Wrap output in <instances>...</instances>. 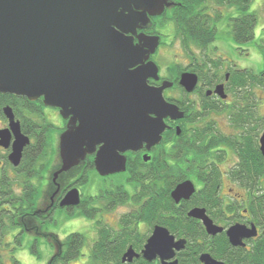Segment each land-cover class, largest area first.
<instances>
[{"label": "flooded vegetation", "instance_id": "obj_1", "mask_svg": "<svg viewBox=\"0 0 264 264\" xmlns=\"http://www.w3.org/2000/svg\"><path fill=\"white\" fill-rule=\"evenodd\" d=\"M169 1L173 5L165 12L176 6L175 0ZM181 2L177 0V30L172 40L165 41L158 30L156 17L165 12L138 30L161 36L159 47L149 58L159 68L158 79L150 78L148 84L160 88L164 82L170 83L163 95L177 112L174 118H164L166 127L159 143L151 148L144 143L138 150L124 153L125 172L100 175L94 153L78 166L76 174L63 177L64 172L54 180L61 157L59 145L51 143V132L31 128L13 106L0 105V264H36L30 253L46 248L53 253L38 264H99L91 251L105 229L100 224L109 229L110 243L116 242L118 235L133 234L126 251L133 248L136 255L126 262L122 256L125 264H164L160 256L148 260L142 253L156 226L167 228L177 243L174 257L167 262L205 264L202 255L208 254L218 264H264V67L257 70L240 57L249 53L244 44L256 38L258 13L251 10L253 0L248 7L245 1L235 0L202 3L207 17L201 20L215 31L207 39L203 28L190 35L183 32L178 18ZM246 15L251 16L248 27ZM226 17L235 47L220 35L224 27L220 30V23ZM237 28L239 33H235ZM261 32L258 45L264 64V28ZM134 42H139L137 37ZM162 44L167 47L164 49L177 44V58L166 67L160 60ZM31 102L39 105L41 114L25 109L24 117L49 124L52 130L57 128L55 120L61 119L60 133L67 129L68 119L60 109L46 106L43 99ZM6 106L12 107L29 139L17 164L16 137L4 113ZM93 174L101 186L96 195L85 196L82 186ZM153 185L156 192L151 193L148 186ZM179 186L193 190L176 200L172 192ZM74 188L80 191V204L62 206ZM122 197L125 200L118 203ZM150 204L157 208L151 211ZM120 207L128 209L121 217L135 216L131 227L122 226L121 217L115 225L106 222L105 213ZM85 208L96 215L86 258L83 248L88 239L84 233L64 237L52 230V225L57 228L58 213ZM194 211L208 218L209 228L203 218L192 215ZM149 213L151 220L147 219ZM70 235L74 238L68 244ZM82 236L86 242L80 254L68 260L74 247L83 242Z\"/></svg>", "mask_w": 264, "mask_h": 264}, {"label": "water", "instance_id": "obj_2", "mask_svg": "<svg viewBox=\"0 0 264 264\" xmlns=\"http://www.w3.org/2000/svg\"><path fill=\"white\" fill-rule=\"evenodd\" d=\"M172 5L169 0H0V93L43 99L68 119L54 180L94 153L100 175L125 172V152L159 143L164 118H174L177 107L163 95L170 83L160 88L148 84L150 78L158 79L159 68L149 58L161 36L138 30ZM4 113L15 132L17 164L29 139L12 107L6 106ZM262 140L264 147V136ZM192 190L179 186L172 196L177 200ZM80 202V191L74 188L61 205ZM192 215L209 228L202 213ZM174 248V236L156 226L142 253L148 260L160 256L164 264H177L167 262ZM135 255L129 248L123 262ZM202 261L218 264L208 254Z\"/></svg>", "mask_w": 264, "mask_h": 264}, {"label": "trees", "instance_id": "obj_3", "mask_svg": "<svg viewBox=\"0 0 264 264\" xmlns=\"http://www.w3.org/2000/svg\"><path fill=\"white\" fill-rule=\"evenodd\" d=\"M176 1V6L172 7L168 12H165L161 17H156V20H162V25H166L169 22H173L176 26L177 30V0ZM181 5L178 8L180 11V14L178 18L180 19V25L183 30V32L187 35L192 34L193 32L197 31L198 29L203 28L205 29V34L207 35V39L210 37H213L215 31L214 29L210 28V23L202 21L203 18H206L207 15H205L206 12V6L205 4L202 5V3L208 2L207 0H181ZM221 2H233L234 0H217ZM235 1H245L248 4L251 0H235ZM216 2V0H215ZM249 15H246L244 17V20L246 21L245 26H249V20H250ZM202 19V20H201ZM239 24H237V27ZM239 29H235V33L238 32ZM246 32V31H244ZM0 105H11L15 109L16 114L18 117L21 119V121L24 123L25 121L30 124L31 128H40L42 130H45L47 132L52 131V127L49 124H38V121L34 120H29L26 117L23 116V111L25 109L30 110L34 114H41V111H39V105L36 102H31L25 97H18L16 95H8V94H0ZM42 107V105H40ZM25 120V121H24ZM25 130V128H24ZM156 187L153 186H148V191L151 193L156 192ZM125 198H120L117 199L118 203H121L124 201ZM155 202V200H154ZM156 203V202H155ZM151 211L153 209L157 208V205H152L150 204ZM84 211L89 215V216H94V210H88L87 208L84 209ZM151 213H149L147 219L151 220ZM138 218V217H137ZM121 225L127 227H131V225L134 224L135 221V216L130 215V214H125L121 217ZM102 227L105 229H102L100 234H99V239L98 241L94 244V247L92 249V256L95 257L96 259L100 260L99 264H110V262H114L115 264H125L122 262V256L125 253L127 249V242L132 239L133 234L129 233L128 235L121 234L118 235V239L116 242L110 243L109 242V229L105 227L104 224H100ZM129 230V229H126ZM132 231V230H130ZM83 237V242L81 244H77V246L74 247L72 255H70V258L68 257V260H72L78 257V255L81 252V249L85 245L86 239L84 236ZM70 238H74V235H70L68 237V244L70 241ZM134 239V237H133ZM97 264V263H95Z\"/></svg>", "mask_w": 264, "mask_h": 264}, {"label": "rangeland", "instance_id": "obj_4", "mask_svg": "<svg viewBox=\"0 0 264 264\" xmlns=\"http://www.w3.org/2000/svg\"><path fill=\"white\" fill-rule=\"evenodd\" d=\"M264 0H253L251 10H256L258 13V22L256 26V38L250 42H247L244 44V47L249 49V53L247 55H242L240 57H243V59L250 65L257 68V70H261L264 67L263 59H262V53L260 50V47L258 45V40L262 34L261 30L264 28ZM162 20L157 19L158 30L164 35L165 41H170L173 39V36L176 32V26L173 22H169L166 25H161L160 23ZM224 26V27H223ZM221 27L222 30H221ZM220 35L225 36L227 40L234 46V42L232 40L231 30L230 26L228 25V19L227 17L224 18L220 23ZM235 47V46H234ZM167 48L165 44H162V49ZM177 58V44L174 45V47H171L169 49H164L161 53V64L162 66L166 67L167 65L171 64L173 59ZM61 119H56L54 124L57 128L53 129L51 131V143L54 146H58L59 139L61 135V129H59L61 123ZM78 172V167H75L74 169L70 170L69 172H66L63 174V177H69L72 174H76ZM91 179L89 182L84 184L82 186V190L85 193V196H94L96 195L97 191L99 190L101 184L99 180L93 175L90 176ZM128 210L126 207H120L117 210H113L110 212L105 213L104 217L106 222H109L110 224H117L118 220L120 219L121 215ZM57 219L59 220L56 226L52 225V230L57 231L61 235L65 237V235H68L72 232H82L86 235L88 239V244L83 248V253L86 254L84 258L88 256V253L90 252L89 245L92 241V234L94 233V230L96 228V215L89 216L85 211L83 210H76L74 213H68V212H60L57 214ZM45 249H39L40 255L38 253H30L31 262L32 263H40L48 259L53 251L51 249L46 248ZM73 264H85L84 261L75 262Z\"/></svg>", "mask_w": 264, "mask_h": 264}]
</instances>
